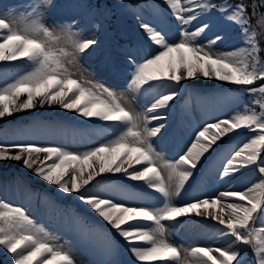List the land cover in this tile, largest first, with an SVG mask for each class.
<instances>
[{"label": "snow or ice", "instance_id": "1", "mask_svg": "<svg viewBox=\"0 0 264 264\" xmlns=\"http://www.w3.org/2000/svg\"><path fill=\"white\" fill-rule=\"evenodd\" d=\"M54 6L55 0H28L22 8L0 12V64L22 61L26 66L0 83V120L56 105L83 118L109 122L116 134L84 151L0 144V163H22L36 178L55 186L57 195L75 194L85 210L98 216L115 238L104 247L107 259L101 264H120L115 256L121 244L133 264H264V29L258 32L251 24L254 17L258 25L264 24V0H160L147 20L140 14L145 5L135 6L144 41L123 49L127 81L119 91L81 63L98 44L94 35L74 30L75 20L46 22ZM228 26L239 29L242 46L219 48ZM197 77L233 86L251 99L194 129L181 151L166 158L153 143L166 124L153 121L166 120L161 110L181 95L183 81ZM149 91L154 93L150 105L135 110L131 105ZM217 158L220 180L245 170L259 180L243 190L176 203L205 162ZM106 173L143 182L158 194L157 204L134 206L101 195L97 178ZM189 216L219 225L214 239L221 243L185 247L171 242L168 223ZM77 222L85 235L94 231L79 218ZM0 248L13 264H78L68 241L38 224L25 208L2 199Z\"/></svg>", "mask_w": 264, "mask_h": 264}, {"label": "rangeland", "instance_id": "2", "mask_svg": "<svg viewBox=\"0 0 264 264\" xmlns=\"http://www.w3.org/2000/svg\"><path fill=\"white\" fill-rule=\"evenodd\" d=\"M159 2L160 0H123L122 4L121 0H55V6L47 11L46 22L52 24L56 16L62 18L55 9L60 12L66 7L68 22L75 20L76 29L81 27L83 35H94L98 40L97 48L94 47L90 51L89 64L84 68L94 73L96 79L119 91L124 88L127 81V71L122 60L123 49L144 41L143 34L138 28L135 6L145 5L140 8V14L147 20L151 19L152 10ZM26 3L28 0H0V12L22 8ZM251 24L258 32L264 29V24L258 25L255 17ZM97 25L100 26L99 31L96 30ZM215 31L214 28L207 35L210 37ZM226 32L227 39L219 45V48L228 50L242 46L238 28L228 26ZM115 68L119 71L117 72ZM24 70L26 66L22 61L0 64V83L11 80ZM185 82L181 84V95L168 109L160 112L167 119L153 121V125L166 124L159 137L153 139L157 150L165 154L166 158H173L181 151L185 145L182 142L190 141L194 129L202 126L206 121L227 116L236 107L251 99L243 91L214 79L197 77L193 82L190 81L192 85H187ZM125 95L131 97V93ZM153 95L151 91L142 93L131 106L137 111L142 110L150 105ZM73 116L74 112L53 105L37 107L6 117L0 120V144L35 143L84 151L111 140L116 134L113 131L115 125L109 122L91 118L87 122L89 124L79 125L69 121L68 118ZM67 131L70 133L69 136ZM77 133L82 138L81 143L75 140L77 135L74 134ZM70 136L73 138L72 142ZM221 148L225 152L229 150L224 144H221ZM220 162V158L206 161L205 166L197 172L195 183L193 180L190 187L188 186L190 190L187 187L185 193H182L183 196H187L186 199L179 198L176 203L182 205L196 197L212 196L219 191L229 189L243 190L259 180V177L249 170L230 180H220L217 175ZM214 177L217 181L213 180ZM97 181H99L100 194L109 196L117 202L148 207L158 202V194L143 183H133L122 174H102ZM91 187L96 189L95 181ZM0 199L25 208L28 215L38 224L44 225L50 232L59 236L62 242L68 241L76 250L78 264H93V262L101 264V261L107 259L103 255V249L115 239L108 231V226L94 213L85 210L77 201L75 194L57 195L55 186L36 178L31 171L23 168L22 163L13 161L0 163ZM77 218L94 231L85 235ZM194 218L190 220L188 217H183L179 222L168 223L169 240L185 247L215 246L221 243L214 239L219 225L211 219L197 216ZM247 258L249 261L252 260L251 251L247 252ZM0 259L3 264H13L9 254L2 248H0ZM115 259L119 260L120 264L133 263L132 257L122 244Z\"/></svg>", "mask_w": 264, "mask_h": 264}, {"label": "bare ground", "instance_id": "3", "mask_svg": "<svg viewBox=\"0 0 264 264\" xmlns=\"http://www.w3.org/2000/svg\"><path fill=\"white\" fill-rule=\"evenodd\" d=\"M55 11H57L58 13H59V15L60 16H62V18H58V16H56V19L54 20L55 22H57V23H60V22H68V19H69V16H68V14H67V8L65 7V8H63V10L62 11H58L57 9H55ZM53 21V22H54ZM74 30H79L80 32H83V30H81V27H77V29L74 27ZM93 35V34H92ZM96 48H97V46H95ZM91 51V50H90ZM90 51L89 52H87L85 55H84V57L81 59V63H82V65H83V67L85 66V65H87V64H89V62L88 61H90V56H89V53H90ZM190 81H192L193 82V80H186V84H192ZM69 119V121L70 122H72V123H75V124H79V125H87V124H89V123H87L88 121H89V119L88 118H83V117H80L79 115H77L76 113H74V116L73 117H70V118H68ZM74 128V127H73ZM67 134H68V136L70 135V133H68V131H67ZM74 135H77V138L75 139L78 143H81V137H80V135L77 133V134H74ZM73 135V136H74ZM72 136H70L69 137V139H70V142H72V140H73V138H71ZM133 182V181H132ZM185 193V192H184ZM186 197L187 196H183L182 195V197H180V200H183V199H186ZM196 218V217H195ZM194 218V216H189L188 217V219H190V220H193V219H195ZM181 219V218H180ZM182 220H183V217H182ZM182 220H180V221H182ZM185 220V219H184ZM133 264V263H132Z\"/></svg>", "mask_w": 264, "mask_h": 264}, {"label": "trees", "instance_id": "4", "mask_svg": "<svg viewBox=\"0 0 264 264\" xmlns=\"http://www.w3.org/2000/svg\"><path fill=\"white\" fill-rule=\"evenodd\" d=\"M0 264H2L1 260H0Z\"/></svg>", "mask_w": 264, "mask_h": 264}]
</instances>
